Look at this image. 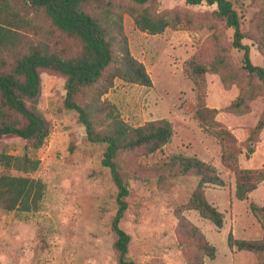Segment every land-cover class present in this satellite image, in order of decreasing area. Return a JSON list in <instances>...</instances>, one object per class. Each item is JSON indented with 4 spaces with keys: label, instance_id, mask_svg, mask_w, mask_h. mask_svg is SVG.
Segmentation results:
<instances>
[{
    "label": "rangeland",
    "instance_id": "374dc122",
    "mask_svg": "<svg viewBox=\"0 0 264 264\" xmlns=\"http://www.w3.org/2000/svg\"><path fill=\"white\" fill-rule=\"evenodd\" d=\"M9 1L21 21L15 30L20 41L13 53H0V71H10L14 59L30 47L66 57L79 50L76 41L54 30L41 12L23 7L19 0ZM229 1L250 63L264 69V0ZM98 3L117 36L114 60L121 61L124 46L151 83L143 87L114 78L100 101L112 105L131 128L158 120L171 127V137L161 149L145 154V148H139L117 156L128 191L118 223L129 236L127 258L134 264H264V230L249 209L250 204L264 209V180L243 201L236 202L233 194V169L264 174V128L254 131L258 121L264 122V83L242 69V54L231 47L232 31L215 16V6L203 2ZM131 10L167 20L168 25L155 35L141 32L133 25ZM197 66L205 73H196ZM115 67L117 63L105 71L97 88L108 82ZM38 76L35 108L47 136L37 149L2 136L0 154L38 160L37 169L26 176L38 179L44 191L34 212L0 207V264H116L110 230L116 189L100 165L103 146L87 143L75 114L63 108L65 78L43 70ZM94 92L81 94L78 101H89ZM234 103L238 108L230 107ZM15 121L21 123L0 102V124ZM181 158L201 161L222 181V186L206 184L202 189L207 203L223 216L221 229L189 209L200 175L193 170L183 174ZM5 174L21 176L0 167V176ZM257 214L264 220V213ZM228 233L261 249L239 252L232 247L228 252ZM208 245L216 260L206 255Z\"/></svg>",
    "mask_w": 264,
    "mask_h": 264
},
{
    "label": "trees",
    "instance_id": "16d2710c",
    "mask_svg": "<svg viewBox=\"0 0 264 264\" xmlns=\"http://www.w3.org/2000/svg\"><path fill=\"white\" fill-rule=\"evenodd\" d=\"M142 6L152 0H127ZM187 5L205 3L215 6L214 14L224 21L232 31L231 47L241 52L242 69L250 76L264 83V69L250 63L248 47L241 43L243 36L239 29V22L229 0H183ZM99 0H19L28 9L41 12L50 26L69 38H73L79 45V50L72 56L55 54L47 49L30 47L19 57L14 59L10 71H0V102L4 108L21 119V123H1L0 138L13 136L26 142L32 149L41 146L47 136V127L35 108L39 94L38 71H53L65 78V93L62 106L66 111L73 112L77 123L83 128L84 139L92 145H102L100 159L101 167L108 171L109 177L116 189L115 213L110 221V230L114 237L112 248L116 253V264H134L127 258L129 236L118 227L127 204L124 198L128 195L125 183L118 171L117 156L122 152L145 148V154H151L161 149L171 137L170 124L165 120L147 122L142 126L131 128L118 116L114 107L99 97L106 92L111 80L118 78L127 83L143 87H150V79L142 65L133 60L127 49L122 46V59L114 60L112 47L116 44L117 36L110 31L107 13L99 6ZM133 25L141 32L150 35L161 33L168 25L167 20L151 18L145 12H130ZM18 12L9 0L0 3V53L13 51L17 48L19 34L15 31L21 24ZM218 62V61H217ZM113 63L118 67L108 76V82L101 88L96 86L103 80L105 71ZM2 64V63H1ZM4 64H2L3 66ZM195 72L202 75L205 69L195 67ZM95 91L89 101L82 103L78 97L88 91ZM239 104L230 105L238 108ZM98 118V119H97ZM264 128V122L258 121L254 131ZM228 138L231 136L224 133ZM250 150V148H248ZM250 152V151H249ZM221 160L228 165V159L221 155ZM181 172L186 174L192 170L200 175V179L188 199L189 209L209 221L215 228L223 225V216L204 198L203 186L206 184L222 186V181L213 173L211 167L197 159H179ZM38 166V160L30 159L26 155L13 157L0 154V167L14 169L21 176H0V207L6 211L34 212L43 195V184L38 179L27 177ZM234 166V165H233ZM235 170L234 197L239 201L246 199V195L264 180V174L247 170ZM23 174V175H22ZM249 176V178L247 177ZM246 179V181L242 180ZM253 215L264 230V220L257 213H264L253 204L249 205ZM228 249L235 247L239 251L258 252L260 247L255 242L235 240L231 234L226 236ZM206 255L211 260L214 248L208 245Z\"/></svg>",
    "mask_w": 264,
    "mask_h": 264
},
{
    "label": "crops",
    "instance_id": "0c3cea01",
    "mask_svg": "<svg viewBox=\"0 0 264 264\" xmlns=\"http://www.w3.org/2000/svg\"><path fill=\"white\" fill-rule=\"evenodd\" d=\"M236 202H239V200L237 201V199L235 200ZM221 229V228H220ZM219 230V229H218ZM228 249V248H227ZM228 252H229V249H228ZM240 252V251H239ZM216 253H215V255H214V257H213V259L211 260V261H213V260H216Z\"/></svg>",
    "mask_w": 264,
    "mask_h": 264
}]
</instances>
